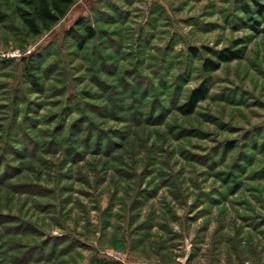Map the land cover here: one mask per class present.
I'll use <instances>...</instances> for the list:
<instances>
[{"label":"rangeland","instance_id":"1","mask_svg":"<svg viewBox=\"0 0 264 264\" xmlns=\"http://www.w3.org/2000/svg\"><path fill=\"white\" fill-rule=\"evenodd\" d=\"M20 5L0 0V264H264V0H77L39 36ZM225 48L245 56L205 70Z\"/></svg>","mask_w":264,"mask_h":264},{"label":"trees","instance_id":"2","mask_svg":"<svg viewBox=\"0 0 264 264\" xmlns=\"http://www.w3.org/2000/svg\"><path fill=\"white\" fill-rule=\"evenodd\" d=\"M22 5L18 8L25 32L30 36H39L42 33L51 30L58 24L70 11L71 7L77 0H19ZM81 21H78L79 24ZM94 34L90 30V37ZM198 54V50H195ZM245 50L225 48L219 52V60L214 61L207 59L205 61V70H217L222 62L232 61L243 58ZM31 64H35L31 62ZM33 83L37 84L34 75H31ZM209 88L205 83L194 88L186 102L179 106V110L184 114H192L195 112L199 102L208 96Z\"/></svg>","mask_w":264,"mask_h":264}]
</instances>
